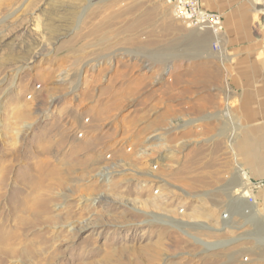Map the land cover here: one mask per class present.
Returning <instances> with one entry per match:
<instances>
[{
    "label": "rangeland",
    "instance_id": "rangeland-1",
    "mask_svg": "<svg viewBox=\"0 0 264 264\" xmlns=\"http://www.w3.org/2000/svg\"><path fill=\"white\" fill-rule=\"evenodd\" d=\"M234 3L240 38L165 0H0V264H264V0Z\"/></svg>",
    "mask_w": 264,
    "mask_h": 264
},
{
    "label": "built area",
    "instance_id": "built-area-1",
    "mask_svg": "<svg viewBox=\"0 0 264 264\" xmlns=\"http://www.w3.org/2000/svg\"><path fill=\"white\" fill-rule=\"evenodd\" d=\"M171 14L186 26L201 31H209L218 38L223 29V19L219 12L204 5V0H165Z\"/></svg>",
    "mask_w": 264,
    "mask_h": 264
},
{
    "label": "crops",
    "instance_id": "crops-1",
    "mask_svg": "<svg viewBox=\"0 0 264 264\" xmlns=\"http://www.w3.org/2000/svg\"><path fill=\"white\" fill-rule=\"evenodd\" d=\"M208 2V6L211 7V10L217 11L221 14L223 21H225V31L226 35L229 38H240L242 36L247 35L246 34V25L242 23V17L243 13L240 10L241 8H234L235 0H204V5L206 7V3ZM210 9V8H209ZM264 90V86L261 88L256 87L254 91H261ZM244 98L247 99L251 104L256 103V100L260 98V95L258 93H247L244 95ZM252 109L249 113L255 118V116H258V120L263 121V119H260L259 117H264V110H261L258 105H253ZM261 117V118H262ZM256 165V169L260 170L264 173V153L261 155V160ZM248 198V197H247ZM246 201L245 199L242 201ZM246 203V202H245Z\"/></svg>",
    "mask_w": 264,
    "mask_h": 264
},
{
    "label": "bare ground",
    "instance_id": "bare-ground-1",
    "mask_svg": "<svg viewBox=\"0 0 264 264\" xmlns=\"http://www.w3.org/2000/svg\"><path fill=\"white\" fill-rule=\"evenodd\" d=\"M102 23V22H101ZM199 31H201V30H199ZM193 40L196 42V43H202V42H205L204 40H205V38H204V36H200V34H195V36H194V38H193ZM131 57H134V59H136L137 61H141L140 59H142L141 57L140 58H138L136 55H134L133 56V54H129ZM149 65H144L143 67H148ZM227 110V109H226ZM227 112V111H226ZM229 115V114H228ZM22 154V153H21ZM40 167H41V165H40ZM238 167V170H241V167L240 166H237ZM9 172V171H8ZM40 172V171H39ZM41 176V175H40ZM43 179V178H42ZM3 180V179H2ZM38 180V179H37ZM2 183V182H1ZM3 184V183H2ZM36 186V185H35ZM41 186V185H40ZM246 187V185H244V186H240L239 188H237L236 189V191L235 192H237V193H239L238 194V196L237 197H239V198H246V197H249V194H250V192H249V189L248 188H246V189H244ZM19 191H21V193H26V198L24 199L25 201H23V202H19V204H18V207H20V210H22L21 212H24V211H29V209H30V207L27 205V204H29L28 203V191H27V187L26 186H24V187H20V189H19ZM242 192V193H241ZM3 193V192H2ZM1 192H0V195L2 194ZM241 193V194H240ZM22 198H24V197H22ZM24 214V213H23ZM11 231V230H10ZM7 235H8V233L4 230H2V228H0V242L1 243H4L5 242V238L7 237ZM211 248H212V246H210ZM214 247V246H213ZM209 248V247H208ZM207 249V248H206ZM5 261V260H4Z\"/></svg>",
    "mask_w": 264,
    "mask_h": 264
}]
</instances>
